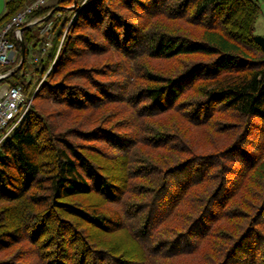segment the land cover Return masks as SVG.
Returning <instances> with one entry per match:
<instances>
[{"label":"trees","instance_id":"16d2710c","mask_svg":"<svg viewBox=\"0 0 264 264\" xmlns=\"http://www.w3.org/2000/svg\"><path fill=\"white\" fill-rule=\"evenodd\" d=\"M260 11L59 0L28 12L20 66L11 25L1 82L30 107L0 144V264H264Z\"/></svg>","mask_w":264,"mask_h":264},{"label":"built area","instance_id":"2783aa9c","mask_svg":"<svg viewBox=\"0 0 264 264\" xmlns=\"http://www.w3.org/2000/svg\"><path fill=\"white\" fill-rule=\"evenodd\" d=\"M47 0H34L24 10L12 16L10 22L0 31V83L1 80L12 73L15 68L4 70L16 57V49L6 35L11 25L18 26L15 35L20 39V26L26 21L30 10L45 6ZM50 40L46 42L49 46ZM0 85V144L14 130L23 116L29 110L30 100H27L20 86H12L7 82Z\"/></svg>","mask_w":264,"mask_h":264},{"label":"water","instance_id":"95a60500","mask_svg":"<svg viewBox=\"0 0 264 264\" xmlns=\"http://www.w3.org/2000/svg\"><path fill=\"white\" fill-rule=\"evenodd\" d=\"M75 5V1H74V3L70 6V7H73ZM54 11V9H52L50 12H48L46 15H44V16H42L41 18H39V20H42V19H45V18H47L52 12ZM38 20H34V21H32V22H30V23H28V24H26V25H24V26H22V27H20L19 28V32H20V45H21V59H20V61H19V63H18V66H20L21 64H22V62H23V59H24V56H25V45H24V41H23V39H22V31L26 28V27H28V26H31L32 24H34V23H36Z\"/></svg>","mask_w":264,"mask_h":264},{"label":"rangeland","instance_id":"374dc122","mask_svg":"<svg viewBox=\"0 0 264 264\" xmlns=\"http://www.w3.org/2000/svg\"><path fill=\"white\" fill-rule=\"evenodd\" d=\"M5 2L6 0H0V15L2 13H4L5 11ZM259 3H260V6H261V11L260 13L264 15V0H259ZM70 7V6H69ZM72 10V9H71ZM260 15V14H259ZM261 16V15H260ZM34 21V20H33ZM32 22V21H30ZM29 22V23H30ZM262 27H263V23H262V19L260 21H258L256 24H255V32L256 33H259L261 32L262 30ZM14 61V60H13ZM3 83L1 82L0 85H2Z\"/></svg>","mask_w":264,"mask_h":264},{"label":"crops","instance_id":"0c3cea01","mask_svg":"<svg viewBox=\"0 0 264 264\" xmlns=\"http://www.w3.org/2000/svg\"><path fill=\"white\" fill-rule=\"evenodd\" d=\"M58 1L59 0H47L46 2H47V5H51V4L58 3ZM260 15L258 16V18L256 20V23L262 19L263 27H262V30H261L260 34H264V15L261 14V13H260Z\"/></svg>","mask_w":264,"mask_h":264},{"label":"bare ground","instance_id":"6f19581e","mask_svg":"<svg viewBox=\"0 0 264 264\" xmlns=\"http://www.w3.org/2000/svg\"><path fill=\"white\" fill-rule=\"evenodd\" d=\"M27 7V6H26ZM37 9V8H36Z\"/></svg>","mask_w":264,"mask_h":264}]
</instances>
